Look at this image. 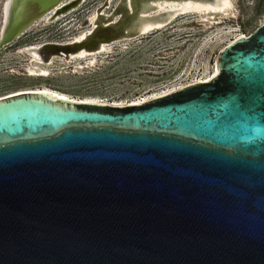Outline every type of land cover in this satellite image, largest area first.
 <instances>
[{
  "label": "water",
  "instance_id": "water-1",
  "mask_svg": "<svg viewBox=\"0 0 264 264\" xmlns=\"http://www.w3.org/2000/svg\"><path fill=\"white\" fill-rule=\"evenodd\" d=\"M62 1L17 0L0 52ZM0 264H264V23L134 106L0 98Z\"/></svg>",
  "mask_w": 264,
  "mask_h": 264
},
{
  "label": "rangeland",
  "instance_id": "rangeland-1",
  "mask_svg": "<svg viewBox=\"0 0 264 264\" xmlns=\"http://www.w3.org/2000/svg\"><path fill=\"white\" fill-rule=\"evenodd\" d=\"M4 1L0 0V23ZM77 1L70 0L67 8L53 15L50 21L38 22L0 52V97L46 87L80 100L139 102L212 76L222 49L264 23V0H232V8L226 16H207L206 21L198 14L181 16L167 27L143 36L139 35L137 25L133 26L134 21L142 20L140 8L147 4V17L159 19L168 12V9L158 11L156 8L155 4L163 0H136L137 9L132 6L129 9L126 0ZM135 13L131 24L124 27L125 20ZM95 14L98 18L94 32L105 31L117 37L106 43L109 54L97 55V62L91 67L84 60L70 65L61 57H55L51 66L43 63V67L50 70L49 77L27 74L31 57L25 51L27 48L71 42L80 33L94 28L91 18ZM60 17L62 19L55 22ZM68 22L71 24L65 26Z\"/></svg>",
  "mask_w": 264,
  "mask_h": 264
},
{
  "label": "bare ground",
  "instance_id": "bare-ground-1",
  "mask_svg": "<svg viewBox=\"0 0 264 264\" xmlns=\"http://www.w3.org/2000/svg\"><path fill=\"white\" fill-rule=\"evenodd\" d=\"M16 1L17 0H5L2 4L3 21L0 23V37L3 36L5 33V29L7 28L10 15L12 14L13 7ZM69 1L70 0H63L51 12L46 14V16L41 21H50L51 17L53 15H57L64 7H66ZM126 2L130 9L132 6L131 0H126ZM232 2H233L232 0H163L162 2L155 4L156 8L158 9V11H166V9H168V12L166 15L159 17V19L157 18L153 19V18L147 17L149 8H147L146 6L147 4H145L143 8H140V13H141L140 15H141L142 20L138 23L134 21L133 26L137 25L136 28L138 30L139 35L145 36V35L150 34L154 30H160V29L167 27L168 25H170L172 22H174L177 18L181 16L198 14V15H202V17L204 18L203 21H206L207 16H215V15H225L226 16L228 15L227 13L229 12V10L232 8ZM130 13L132 12L130 11ZM97 18L98 17L96 14L91 18V20L93 21V27H94L93 29H91L88 32L80 33L71 42L48 43L42 46H31L27 48V49H35L34 51L29 50L30 52L27 51V49L25 50L31 56L29 59V64L26 67L27 74L31 77H44V78L49 77L50 70L47 67H43L44 66L43 63L51 66L53 64L55 57H61L62 60H64L66 63H69L70 65H77L79 60H84L91 67L94 64H96L97 55L109 54V47L106 44V42L102 43L101 45H99L97 49H93V50L88 49L86 47L84 48L82 47L81 49L80 48L76 49L78 45H81L82 43L87 42L90 39V37L94 35V29L96 28ZM61 19L62 18L60 17L55 22H59ZM70 24L71 22H68L65 26H68ZM69 29H71V27ZM242 35L243 34H241L240 36ZM45 60L47 62H45ZM216 73H217V62L215 64L214 74L212 76L206 79L197 80L193 82L209 81L212 77L216 76ZM185 85L187 84L181 85L167 92L157 94L152 97H148L139 102H134L131 104L110 103L100 98H88V99L80 100V99L73 98L72 96L66 93H62V92H59V91H56L50 88H46V87L29 89V90H21V91H18V92H15L13 94H9L3 97L17 95L19 93L28 92V91L45 90V91L52 93L53 95H55L56 97L60 99H72L75 101H82V102L108 103L113 106H124V105L134 106L136 104L142 103L144 101L150 100L160 95L172 93ZM3 97H0V98H3Z\"/></svg>",
  "mask_w": 264,
  "mask_h": 264
},
{
  "label": "flooded vegetation",
  "instance_id": "flooded-vegetation-1",
  "mask_svg": "<svg viewBox=\"0 0 264 264\" xmlns=\"http://www.w3.org/2000/svg\"><path fill=\"white\" fill-rule=\"evenodd\" d=\"M15 43V42H14ZM14 43H12L11 45H13ZM11 45H9V46H11ZM8 47V46H7ZM5 49V48H4ZM13 94V93H12Z\"/></svg>",
  "mask_w": 264,
  "mask_h": 264
}]
</instances>
